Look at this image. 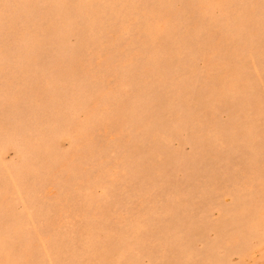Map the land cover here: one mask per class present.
<instances>
[{
    "label": "rangeland",
    "instance_id": "obj_1",
    "mask_svg": "<svg viewBox=\"0 0 264 264\" xmlns=\"http://www.w3.org/2000/svg\"><path fill=\"white\" fill-rule=\"evenodd\" d=\"M0 264H264V0H0Z\"/></svg>",
    "mask_w": 264,
    "mask_h": 264
}]
</instances>
